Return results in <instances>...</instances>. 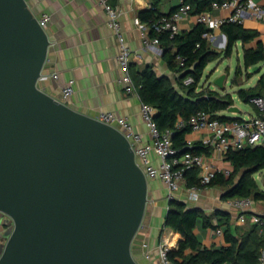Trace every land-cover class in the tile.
Listing matches in <instances>:
<instances>
[{
	"label": "water",
	"instance_id": "95a60500",
	"mask_svg": "<svg viewBox=\"0 0 264 264\" xmlns=\"http://www.w3.org/2000/svg\"><path fill=\"white\" fill-rule=\"evenodd\" d=\"M49 49L28 2L0 0V264H139L147 179L121 131L39 88Z\"/></svg>",
	"mask_w": 264,
	"mask_h": 264
},
{
	"label": "crops",
	"instance_id": "0c3cea01",
	"mask_svg": "<svg viewBox=\"0 0 264 264\" xmlns=\"http://www.w3.org/2000/svg\"><path fill=\"white\" fill-rule=\"evenodd\" d=\"M253 1L259 4L263 2V0ZM107 2L118 11L120 33L132 55L130 70L139 73L145 67L152 66L157 76H165L177 86L174 74L163 60L164 52L148 49L145 46L146 41L150 39L149 30L146 24L139 21L138 15L151 7L152 0H107ZM181 3L182 0H163L161 12L167 15L172 9L177 10ZM28 5L36 17L42 14L49 16V22L44 29L50 41V49L39 80V88L86 116L94 118L102 111L125 117L134 132L142 137V143L149 144L151 136L140 113L141 101L138 95L126 94L120 83L123 71L117 61L120 52L119 41L114 32L107 27V14L100 0H28ZM211 14L214 17H226L230 12L212 10ZM178 24L180 33H183L191 30L197 22L194 16H189L181 19ZM243 27L258 34L256 40L245 47H255L256 42H261L264 49V23L246 18ZM215 37L212 43L218 44L219 49H224L226 38L223 39L220 30L215 32ZM238 46L242 48L243 54L244 46L237 43L235 48ZM53 74L58 75L56 80L52 78ZM69 80L74 81L75 92L70 99L63 100L61 89ZM211 87L208 89L216 91L215 87ZM201 88L199 86V90ZM255 116L254 111L253 115L247 117ZM206 137V132L189 133L186 141H191L193 145L196 143L202 145ZM150 158L153 164L158 165L159 160L154 155ZM208 158L212 156L208 155ZM214 161L221 167L229 166L227 161L218 158ZM148 181L157 182L160 191L155 194L148 187V220L139 229L132 248L139 264H159L157 260L159 242L167 240L171 243L173 251L177 249L181 238L179 234L169 229H164L161 233L168 207L167 190L159 180ZM221 195L222 190L218 187H204L200 189L199 200L196 203L188 201L184 188H181L176 196L188 208L200 209L206 216L219 211L224 213L229 216L232 230L237 227V232L233 230V233H236V236L242 235L250 225L247 224L248 222L242 224L237 220L238 213L229 205L232 200H222ZM251 214L264 216V204L254 203ZM217 222V219H213V224ZM220 224L215 230L205 229L202 219L196 220L194 234L203 247L219 246L220 248L225 245L223 238L225 226L222 222ZM216 230L221 231V236L216 234ZM216 240L218 241L215 243ZM147 255L150 256L149 259Z\"/></svg>",
	"mask_w": 264,
	"mask_h": 264
},
{
	"label": "trees",
	"instance_id": "16d2710c",
	"mask_svg": "<svg viewBox=\"0 0 264 264\" xmlns=\"http://www.w3.org/2000/svg\"><path fill=\"white\" fill-rule=\"evenodd\" d=\"M224 0H182L191 8V15L211 12L212 5H220ZM163 0H152L148 10L140 12L138 19L147 25L149 37L157 38L163 53V60L168 69L174 74L176 85L165 76H157L152 66L145 67L141 72L131 75L137 88L140 101L155 109L154 122L160 131L173 132L172 142L177 153L190 151L195 154H209V151L201 144L192 147L186 145V137L190 133L188 120L198 112H205L213 119L220 121H233L221 115L233 106V99L229 94L221 96L216 91L208 88L199 90V83L209 63L219 57L229 58L237 43L244 46L242 60L246 69L254 68L264 63V49L261 42H256L255 47H245L254 42L258 37L257 32L247 30L241 24L224 23L220 31L226 38V45L221 52L211 49L203 35L210 30L196 24L191 30L173 37L168 34H155L152 24L162 16ZM172 9L169 14L175 12ZM182 59V65L178 61ZM259 72V71H258ZM257 72V73H258ZM192 79V83L185 85L183 81ZM264 95V73L257 84L247 90L241 89L237 97L242 102L250 104L254 97ZM257 117H263L252 106ZM179 121L183 122L178 127ZM226 161L232 167L228 177L217 175L208 187H218L222 190V200L251 199L253 203L264 204V190L256 183L255 175L264 170V144L255 147H245L240 150L230 151ZM186 187L199 185L196 170L185 172ZM264 222V216H260ZM197 219H202L205 229H217L222 224L225 226L223 233L224 246L220 248L203 247L194 234ZM213 219L218 222L213 224ZM250 227L241 235L236 236L237 227L232 230L229 216L222 212H215L210 216L204 215L200 209H190L183 201L173 199L168 201L167 212L164 218L163 229H169L180 235L177 249L169 253L170 259L175 264H258L259 252L264 248V233L259 234V227L247 221Z\"/></svg>",
	"mask_w": 264,
	"mask_h": 264
},
{
	"label": "built area",
	"instance_id": "2783aa9c",
	"mask_svg": "<svg viewBox=\"0 0 264 264\" xmlns=\"http://www.w3.org/2000/svg\"><path fill=\"white\" fill-rule=\"evenodd\" d=\"M25 1L28 2V0ZM100 4L107 14V27L114 32L119 41L120 52L117 56V61L123 71L120 83L123 85L126 94L137 95V88L130 71L132 55L120 33L118 11L110 6L107 0H100ZM212 10L229 11L230 15L226 17H214L211 14ZM212 10L211 12L194 15L197 24H202L210 30V32L203 35V38L209 43L215 41V32L220 30L224 23L243 25L246 18L264 23V0L260 4L253 0H224L220 5L213 4ZM189 16H193L191 15L190 6L181 3L175 12L157 19L152 24V29L155 34L166 33L170 37H173L180 34L179 21ZM37 21L39 26L44 29L49 22V16L42 14L40 17H37ZM147 29L145 30L147 31ZM145 46L148 49H158L162 52L159 49L157 38H150L146 41ZM178 61L182 65V59L178 58ZM52 78L56 80L58 75L53 74ZM183 83L188 85L192 83V79L187 78ZM74 92V81H67L61 89L62 99H70ZM250 103L259 114L264 115V95L252 98ZM140 113L150 132L151 142L149 144L142 143V137L134 132L132 125L125 117L101 111L98 112L94 119L119 131L120 129L124 130V133H122L128 139L136 162L143 171L144 176L147 180H159L163 183L167 190V201L177 199L176 195L180 192L181 188H184L188 201L196 203L199 200L201 188L197 186L186 187V179L184 177L186 171L196 170L199 185L201 187H208L217 175L228 177L232 172L230 165L221 167L215 163V158L226 161L227 154L230 151L264 144V116H255L240 121H220L213 119L208 113L198 112L188 120L190 133H207L202 146L210 151V154H195L190 151H184L179 154L173 147V132L170 130L160 131L157 128L154 122L155 109L141 102ZM177 126L182 127L183 122L179 121ZM186 145L188 147L193 146L191 141H186ZM151 155H154L159 160L158 165L152 163ZM208 155L212 156V158H208ZM229 205L238 213L237 220L240 223L244 224L249 221L251 224L259 227V234L264 233V222L260 216L251 214L254 205L251 199H235ZM216 234L221 236L222 233L220 230H216ZM171 251V243L167 240H161L157 248L158 263L175 264L169 256ZM146 257L149 259L150 256L147 255ZM257 261L258 264H264V248L260 250Z\"/></svg>",
	"mask_w": 264,
	"mask_h": 264
},
{
	"label": "rangeland",
	"instance_id": "374dc122",
	"mask_svg": "<svg viewBox=\"0 0 264 264\" xmlns=\"http://www.w3.org/2000/svg\"><path fill=\"white\" fill-rule=\"evenodd\" d=\"M210 47L216 52H221L223 50L219 49L218 44L210 43ZM252 70L253 68L246 69L243 66L242 48L238 46L233 50V53L229 58L219 57L208 64L199 86L202 88L213 86L221 96L229 94L233 99L232 107L237 108L239 113H229L226 111L223 112V115L230 119L246 120L248 115L254 114V110L250 104L244 103L238 99L237 92L241 89L247 90L253 88L257 84L258 79L264 73V63L258 64L255 72H252ZM220 76H224L225 78L223 88L213 85L214 81ZM120 131L124 133L123 129H120ZM255 180L258 187L264 190V170L255 175ZM147 184L149 189L153 190L155 194L159 193L160 189L157 182L147 180ZM11 230L12 224L10 219L8 217H3L0 214V254ZM217 241L218 240H216L215 243ZM211 248H215V246H211ZM217 248H219V246Z\"/></svg>",
	"mask_w": 264,
	"mask_h": 264
}]
</instances>
